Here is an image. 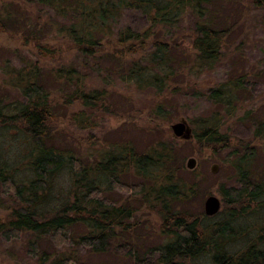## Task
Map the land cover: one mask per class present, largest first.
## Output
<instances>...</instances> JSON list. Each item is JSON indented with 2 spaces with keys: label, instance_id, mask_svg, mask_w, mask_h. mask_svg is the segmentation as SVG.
<instances>
[{
  "label": "trees",
  "instance_id": "16d2710c",
  "mask_svg": "<svg viewBox=\"0 0 264 264\" xmlns=\"http://www.w3.org/2000/svg\"><path fill=\"white\" fill-rule=\"evenodd\" d=\"M28 1L49 17L47 30L24 22L22 46L29 54L15 50L18 64L2 67L4 87L18 97L9 102L0 97V192L12 201L0 217V237L27 239L26 252L38 264H86L79 250L100 255L121 241L136 243L133 219L148 210L163 238L146 252L156 264H264V115L250 107L248 88V79H262L264 71L231 73L204 93L213 110L193 122L189 141H157L142 152L120 142L93 162L55 142L56 102L79 107L69 121L82 129L94 128L99 114L115 113L106 105L105 91L87 87L92 73L103 80L115 76L140 90L169 91L180 70L193 76L213 70L246 15L264 17V0L227 1L236 18L223 25L216 22L222 0ZM9 5L0 6V34L11 21ZM126 10L141 13L148 27H120ZM184 17L192 21L190 51L173 52L171 41L156 31L173 30ZM63 46L73 63L59 58ZM55 60L58 66H50ZM177 86L170 92H179ZM154 109V117H165L162 103ZM228 123L248 126L250 137L234 142L224 129ZM188 147L199 153L228 151L220 163L226 179L218 190L221 209L214 216L188 209L198 177L196 169L184 166ZM113 190L130 196L118 204L110 197ZM132 198L138 206L128 204ZM45 241L59 250L41 251ZM126 255L140 263L137 249Z\"/></svg>",
  "mask_w": 264,
  "mask_h": 264
},
{
  "label": "rangeland",
  "instance_id": "374dc122",
  "mask_svg": "<svg viewBox=\"0 0 264 264\" xmlns=\"http://www.w3.org/2000/svg\"><path fill=\"white\" fill-rule=\"evenodd\" d=\"M28 0H0V6L3 3L11 4L10 12L12 14L11 21L6 26V33L0 34V97L6 102L12 101L18 95L10 88H5L2 81V67L4 64H18V57L14 51H20L23 54H29V50L22 46L23 39L21 34L27 29V24L33 23L39 28L47 30L45 23L49 15L36 7ZM230 0H222L217 2L216 9L220 16L216 18V22L220 25L227 21L233 22L236 13L231 7L226 8V2ZM18 7L22 10L19 11ZM28 10V11H25ZM42 12V13H41ZM38 23V24H37ZM118 25L120 27H131L134 30H144L149 23L146 18L139 12L134 10H126L123 13ZM192 21L189 17H184L180 24L173 30L162 29L156 31L157 36L161 40L171 41L173 52L190 51V32ZM159 32V33H158ZM47 33V32H46ZM50 36L51 33L45 34ZM229 47L224 50L222 60L217 63L213 70L200 74L199 76L189 75L186 70H180V75L176 79L170 81V90H174L180 86L179 92L164 91L158 93L157 90L147 88L138 89L132 83H126L115 76L109 77L107 80L97 78L92 73L87 79V87L89 89H98L106 92V105L111 106L115 113L97 115L96 125L94 128L82 129L79 124L69 121V116L75 112H79V107H67L56 102L55 113L58 117V132L56 136V144L72 150L83 161L93 162L102 152L109 150L113 144L120 142H129L137 151L147 150L151 144L157 141H167L174 139L177 141H186L175 138L172 134L171 125L184 119L187 121L191 129L193 122L202 116H207L213 110L210 103L204 97L210 88L215 87L219 82L224 81L231 73L243 72L252 69L253 72L264 71V17L261 13L252 12L246 15L243 24H241L235 32L232 33L229 40ZM63 45H65L63 43ZM31 47L32 45H28ZM72 54L67 53V47L63 46L60 59L65 61L72 60ZM58 59V58H57ZM59 61V60H58ZM57 60L50 61V66H58ZM254 68V69H253ZM103 78H105V75ZM248 88L250 97L252 98L251 108L264 115V78L256 80L248 79ZM176 85V86H174ZM58 87V85L56 86ZM53 92L55 89L52 90ZM56 93V91L54 92ZM162 103L164 106L165 117L163 119L154 117L152 112L155 110L156 104ZM229 135L234 142L245 140L250 137L248 126L238 123H228L225 125ZM189 141V140H188ZM186 147V146H185ZM145 150V151H146ZM187 156L184 159L186 170L197 171V194L188 205V209L193 214L204 212V201L212 195L222 200L219 193V186L226 183V179L220 174V163L228 151H222L218 154H212L211 151L199 153L196 149L184 148ZM196 160L195 168L189 170L186 162L189 158ZM216 164L218 172L212 173L211 167ZM181 177L190 181L191 176L187 173H180ZM126 182L132 183L131 179ZM130 194L128 192L113 190L110 193L112 200L118 204H123ZM132 198L128 204L138 206L139 202ZM135 201V202H134ZM12 201L7 195L0 192V217L6 216V209L9 208ZM187 206V205H186ZM221 209V208H220ZM220 211V210H219ZM138 226L133 238V242H119L111 246L110 251L106 254H83L81 250L77 253L83 255L82 262L86 264H135L132 258L126 255L131 249L138 250V264H156L154 257H150L146 252L152 247L162 244L163 238L158 236V219L152 212L140 210L136 212L133 221ZM27 239H20L14 242H7L0 237V264H38L37 258H32L26 252ZM40 250L45 253H51L59 247H53L51 242H41Z\"/></svg>",
  "mask_w": 264,
  "mask_h": 264
},
{
  "label": "water",
  "instance_id": "95a60500",
  "mask_svg": "<svg viewBox=\"0 0 264 264\" xmlns=\"http://www.w3.org/2000/svg\"><path fill=\"white\" fill-rule=\"evenodd\" d=\"M172 134L175 138H179L182 140H191L193 137L192 129L184 119L174 123L171 125ZM196 160L194 158H189L186 162V167L189 170L195 168ZM212 173L218 172V166L216 164L211 167ZM221 208V201L215 196H208L204 201V213L206 216H214L219 212Z\"/></svg>",
  "mask_w": 264,
  "mask_h": 264
}]
</instances>
